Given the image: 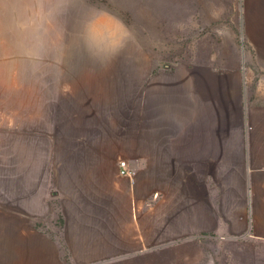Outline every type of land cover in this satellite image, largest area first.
I'll return each mask as SVG.
<instances>
[{
    "label": "crops",
    "instance_id": "obj_1",
    "mask_svg": "<svg viewBox=\"0 0 264 264\" xmlns=\"http://www.w3.org/2000/svg\"><path fill=\"white\" fill-rule=\"evenodd\" d=\"M43 1L0 0V264H151L155 249L208 233L264 242V0H242L258 68L158 71L139 117L135 80L106 87L77 68L58 82L54 68L47 83L32 68L11 83L42 40L55 58L59 11L73 19L70 3L51 16ZM30 15L32 43L15 46ZM59 215V231L38 225Z\"/></svg>",
    "mask_w": 264,
    "mask_h": 264
},
{
    "label": "rangeland",
    "instance_id": "obj_2",
    "mask_svg": "<svg viewBox=\"0 0 264 264\" xmlns=\"http://www.w3.org/2000/svg\"><path fill=\"white\" fill-rule=\"evenodd\" d=\"M54 1V9L51 5L48 11L51 16L65 1L70 3V10L75 9L73 19L65 14L68 10L61 9L58 25L53 24L56 32L61 28L65 34L58 41L61 45L57 55L52 57L48 42L42 40L37 49L39 56L21 57L20 69L14 68L17 72L11 75L13 85L19 82L21 72L27 74L32 68H40L39 77L47 83L54 81L55 69L59 82L67 71L75 72L77 68L86 77L89 73L104 81L106 87L113 81L135 80L139 117L144 87L158 71L175 73L181 63H205L223 69L259 65L244 36L242 0ZM47 3L41 2L42 13ZM29 17L21 24L23 30H13L24 36L22 42L12 40L15 46L21 43L27 47L32 43ZM34 27L41 39L50 30L44 20ZM38 225L45 231L56 226L59 231L61 217L42 220ZM148 255L153 258L151 264H264V242L208 233L157 248Z\"/></svg>",
    "mask_w": 264,
    "mask_h": 264
},
{
    "label": "built area",
    "instance_id": "obj_3",
    "mask_svg": "<svg viewBox=\"0 0 264 264\" xmlns=\"http://www.w3.org/2000/svg\"><path fill=\"white\" fill-rule=\"evenodd\" d=\"M119 171L122 175L129 176L134 179L135 170L130 167L129 160L125 156H119L118 158Z\"/></svg>",
    "mask_w": 264,
    "mask_h": 264
}]
</instances>
